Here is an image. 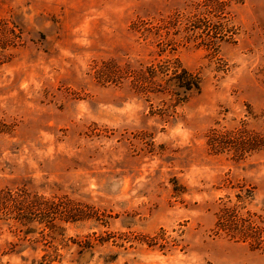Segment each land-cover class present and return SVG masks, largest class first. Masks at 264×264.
<instances>
[{
	"label": "rangeland",
	"instance_id": "374dc122",
	"mask_svg": "<svg viewBox=\"0 0 264 264\" xmlns=\"http://www.w3.org/2000/svg\"><path fill=\"white\" fill-rule=\"evenodd\" d=\"M0 264H264V0H0Z\"/></svg>",
	"mask_w": 264,
	"mask_h": 264
},
{
	"label": "trees",
	"instance_id": "16d2710c",
	"mask_svg": "<svg viewBox=\"0 0 264 264\" xmlns=\"http://www.w3.org/2000/svg\"><path fill=\"white\" fill-rule=\"evenodd\" d=\"M181 88H183L185 91H188L189 90L188 85H183Z\"/></svg>",
	"mask_w": 264,
	"mask_h": 264
}]
</instances>
